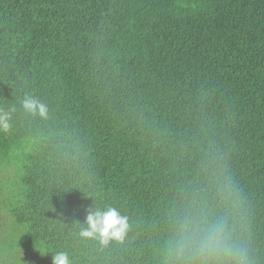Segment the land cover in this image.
<instances>
[{"label":"trees","instance_id":"obj_1","mask_svg":"<svg viewBox=\"0 0 264 264\" xmlns=\"http://www.w3.org/2000/svg\"><path fill=\"white\" fill-rule=\"evenodd\" d=\"M0 110V264H164L213 169L264 264V0H0ZM107 206L124 241L81 238Z\"/></svg>","mask_w":264,"mask_h":264},{"label":"clouds","instance_id":"obj_2","mask_svg":"<svg viewBox=\"0 0 264 264\" xmlns=\"http://www.w3.org/2000/svg\"><path fill=\"white\" fill-rule=\"evenodd\" d=\"M20 103L25 112L47 118L48 106L39 98L25 95ZM10 119V112L0 110V133L11 131ZM223 171L217 174L213 169L210 173L209 184L215 190L213 203L208 197L211 189H200L185 193L188 198L179 211H173L164 264H261L251 247V220L244 200ZM85 223L87 227L81 229L80 237L98 239L103 246L123 242L130 228L129 218L112 206L89 211ZM52 261L72 264L66 252H56Z\"/></svg>","mask_w":264,"mask_h":264}]
</instances>
